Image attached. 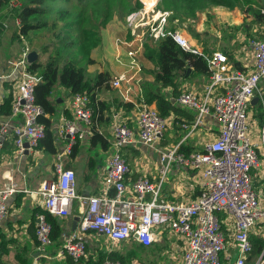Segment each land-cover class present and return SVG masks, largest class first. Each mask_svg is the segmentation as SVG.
I'll return each mask as SVG.
<instances>
[{
	"label": "built area",
	"instance_id": "obj_1",
	"mask_svg": "<svg viewBox=\"0 0 264 264\" xmlns=\"http://www.w3.org/2000/svg\"><path fill=\"white\" fill-rule=\"evenodd\" d=\"M158 3L159 0H144L140 9L125 17L131 37L121 41L126 48L124 55L117 56V61L123 70L110 84L128 100L129 88L122 92V86L142 70L140 55L147 38L156 40L170 36L183 50L200 55L208 70V82L202 96L184 89L176 97L180 107L193 111L189 124L182 126L194 129L205 115H210L219 125L217 136L202 149L189 153L180 151L178 144L160 146L168 118L161 116L153 104L146 103L139 95L140 99L134 103V126L119 118V110L112 113L113 152L103 177L102 190L79 196L75 172L67 166L66 160L76 140H81L87 130L90 134L92 107L86 93L69 94L71 116L63 117L55 132L56 143L62 142V147L54 153V175L42 180L38 189L42 211L36 213L34 234L39 254L29 264H40V254L52 243L51 225L46 214L68 216L75 199H80L83 206L77 221L81 233L94 231L115 242L134 239L148 247L156 240L157 231L162 229L183 239L181 264H247L246 257L252 250L250 233L264 224V197L252 180L253 170L261 166L259 151L264 152V119L256 138L248 122L252 98L257 96V101L264 103L259 88L264 79V31L261 37L249 38L253 63L250 70L244 71L234 67L225 52L218 49L205 51L184 32L171 28V11L157 8ZM19 5V0L8 1L10 10ZM261 12L264 14V9ZM14 23L17 28L20 26L19 17H14ZM30 50L28 42L24 41L20 56L13 62L21 69L17 88L12 93L10 112L12 116L21 117L12 126L15 152L19 155L24 152L25 142L28 150L32 149L45 134L44 124L39 121L42 109L33 99V88L40 75L27 69ZM130 71L133 74H129ZM80 122L86 130L79 127ZM10 127L8 120L0 122V148ZM133 142L157 151L156 180L139 175L130 185L125 183L130 168L120 151ZM173 164L200 173L199 192L189 203L171 201L162 194V183ZM18 190L16 184L0 187V219L6 213L8 196ZM85 253L86 242L76 232L66 237L59 250V254H67L74 260ZM262 259L264 247L254 264ZM100 264L122 263L105 259Z\"/></svg>",
	"mask_w": 264,
	"mask_h": 264
},
{
	"label": "crops",
	"instance_id": "obj_2",
	"mask_svg": "<svg viewBox=\"0 0 264 264\" xmlns=\"http://www.w3.org/2000/svg\"><path fill=\"white\" fill-rule=\"evenodd\" d=\"M241 1V6H236L234 8L240 9L246 13L247 17L245 18V25H247V23L251 22L254 17L252 11L260 9L261 12V9H264V0ZM246 7H248L249 10ZM6 11H8V3L6 7H0V20L5 24V29L0 35V101L7 94H12L17 88L21 69L13 65V62L18 59L22 45L24 41H27L25 36L15 37L13 35L15 23L6 16ZM123 21L125 22V18ZM124 24L126 28L125 30L130 31L126 26V22ZM263 28L264 22L263 24L253 22L251 28L247 31L249 34H247L244 29H241L243 31L242 33L231 38L229 37L230 42L220 46L228 49L232 59L229 58L227 54L226 55L234 67L236 66L233 62L237 61L241 68H236L244 71L251 69L253 52L248 40L256 35H262ZM177 29L184 32L197 46L203 48V46L200 45L201 43L199 44V40L193 37L186 28L177 27ZM146 43L140 55L142 73L139 79L124 83L122 86V92L126 88H129L127 94L129 99L126 100L121 96L120 90L112 87L110 84L111 78L123 70V66L117 61V56L121 53L124 54V51L122 52L116 45L114 61H116L117 64L110 65L106 68L110 75L108 81L109 84H107V86L103 85L95 88L96 99L110 103L118 98L135 103L144 87L157 90L163 93L166 97L173 98L174 102H176L175 100L179 92L184 89H191L200 96L205 93L206 83L208 82V73L195 72L189 66L184 75L177 76V94L175 98L172 95V89L157 86L153 82L151 74V71L155 68L151 66L152 64L150 65L149 57L151 56L152 51L149 50ZM123 47L126 48L125 46ZM35 51L38 53L39 59L43 60L39 51ZM101 71L102 70L97 67H87V77L94 80L98 72ZM5 81L10 82L9 86H4ZM263 84L264 79L259 84L260 91H262L264 97ZM52 96L57 100L56 111L52 116L53 131L55 133L58 125L61 123V119L63 117H68L65 115L64 111L67 110L71 115L69 102L70 95L62 86L56 85L53 88ZM114 110H119V118L121 120L125 121L130 126L135 125L134 106L129 110H124L122 108H116L113 103H111L110 108L104 113L105 120L98 123L99 131L106 136L110 143H112V113ZM185 113H187V115L179 116L180 121L177 122L178 125L181 124L182 126L183 123L189 124L191 121L193 111L191 109L185 110ZM20 118L21 117L17 115H0V122L8 120L11 124L0 148V187L16 184L19 188L18 191L8 196L6 200V213L0 219V248H6V250L2 251L0 254L1 264H20V261L18 260L19 258H17L18 255L26 256V264H29L31 259L39 254L36 249V239L34 234L36 213L42 209L41 196L38 189L42 180L54 175V153L50 154L35 147L29 149L27 154L23 152L19 155L15 152L12 126L18 123ZM256 119H264V103L260 101L250 103L248 108L249 128L254 138L258 136L257 130L262 124L260 122L256 127H253L251 120L256 123ZM80 126L82 129L86 130L81 122L79 123V127ZM184 129L176 140L171 144L167 143L166 146L183 143L188 146L189 151L200 150L217 136L219 125L210 115H205L202 122L197 127L194 129L186 127ZM87 132H85L83 138L79 142L76 155L73 157L69 156L66 160L67 166L72 168L75 172V186L76 192L79 196L98 193L102 190L103 177L109 157L113 152L112 144L107 149H103L97 144H91V135ZM160 146L164 145L160 144ZM60 147H62V142L58 141L57 150ZM120 153L128 162L130 168L129 173L125 177V183L127 185H130L139 175H146L153 181L156 180L158 153L155 149L142 143L133 142L123 146ZM259 157L261 159V166L259 169L253 170L252 180L255 188L260 191L261 196L264 197V152L262 150L259 151ZM200 179L199 172H194L186 167L173 164L169 169L166 179L162 183V194L165 199L189 203L194 200L199 192ZM82 208L81 200L75 199L68 216H54L60 223L61 235L58 240L52 241L45 253L40 254V264H96L95 262L97 261L99 253L118 251L114 248V245L117 243L129 244L128 249H142L134 239L115 242L94 231H85L83 233L78 231L77 221L79 220ZM259 228L260 227L254 228L252 232L257 234ZM73 232H76L86 242V253L77 260H74L67 254H59V250L63 245L64 240ZM259 235L263 236L264 233L261 231L259 232ZM184 247L185 244L182 238L171 235L167 230L159 229L157 231L156 240L150 245V247L144 250H146L149 255H152L153 259L163 255H166V257L169 258L171 257V254L180 252L177 259L178 264H181ZM256 261L257 260H255V262ZM259 263L264 264V259L260 260L257 264ZM130 264L141 263L131 261Z\"/></svg>",
	"mask_w": 264,
	"mask_h": 264
},
{
	"label": "trees",
	"instance_id": "obj_3",
	"mask_svg": "<svg viewBox=\"0 0 264 264\" xmlns=\"http://www.w3.org/2000/svg\"><path fill=\"white\" fill-rule=\"evenodd\" d=\"M9 0H0V7H6ZM90 0H20V5L6 11V16L14 23V17H19L20 26L15 30L13 35L19 37V34L25 36L31 50H37L39 53H48L49 55L40 60L39 57L31 62L27 69L32 73L40 75V80L34 85L33 99L34 102L40 106L42 113L39 115V121L44 124L45 134L44 137L38 141L35 148L45 151L47 153H55L57 150V143L55 133L53 131L52 116L56 111L57 100L53 98L52 91L54 86L60 85L68 91V94L86 93L89 96V104L92 107L93 123L90 129L91 144H97L103 149H107L111 143L98 129V123L105 120V111L110 108V104L116 108L129 110L134 106L133 102L124 101L122 99H114L108 103L95 97V88L99 86H107L110 79L108 72H98L94 80L87 77V68L81 63V56L83 52H78L76 45L83 44L84 34L87 27L81 30H76L71 26H78L80 21L79 13H72L71 7H76L83 10L87 2ZM60 6H55V3ZM160 8L168 9L171 11L169 17V26L171 28L184 27L188 32L197 40L201 33L197 31L192 23L193 18L196 17L199 11L206 10L210 6H225L227 8H234L241 6V0H159ZM142 6L140 0H135L130 6V11L137 10ZM248 10L249 8L246 7ZM246 9V10H247ZM253 19L251 22L244 23L242 29L247 31L251 28L252 23L264 22L263 13L260 9L252 11ZM71 17L70 19H68ZM187 23V25L184 24ZM70 26V27H68ZM80 27V26H79ZM97 26L91 32V38L95 37L99 30ZM74 28V29H73ZM5 26L3 21L0 20V35L3 33ZM264 31V28H263ZM263 34V33H262ZM262 35H256L258 38ZM56 40L52 45L48 39ZM88 38L87 40H89ZM155 48L152 51L150 59H153L155 68L151 71L153 82L161 88L172 89V95L175 98L177 94V76L184 75L187 67H191L195 72L208 73L204 59L196 54L183 50L178 44L171 39L170 36H165L153 40ZM84 46V45H83ZM229 58L232 59L230 52L226 47H221ZM84 49V47H83ZM205 51H210L213 48L204 46ZM79 55V56H78ZM236 67H239L237 61L233 62ZM10 82L5 81L4 86H9ZM141 97L146 103L153 104L159 114L163 117H171L174 124L179 122V116H185L187 113L175 103L171 102V98L166 97L163 93L153 90L149 87L142 88ZM140 97H138V100ZM12 94L9 93L4 96L0 101V115L6 116L11 112ZM65 115L70 117L67 110L64 111ZM261 116V114H260ZM162 140V139H161ZM80 140L77 139L76 143L72 145L70 157H73L78 152ZM180 151L189 153L188 146L180 143L178 146ZM42 211V210H40ZM47 220L50 222L51 240H58L61 235V228L59 221L51 214H46ZM250 240L252 242V250L246 257V262H254L260 255L264 247V236L251 232ZM142 249L148 247L138 244ZM6 248H0V254ZM20 264H26V256L18 255ZM21 258V259H20ZM117 260L123 263V256L120 251H111L108 253L101 252L98 255L96 264H100L103 260Z\"/></svg>",
	"mask_w": 264,
	"mask_h": 264
},
{
	"label": "rangeland",
	"instance_id": "obj_4",
	"mask_svg": "<svg viewBox=\"0 0 264 264\" xmlns=\"http://www.w3.org/2000/svg\"><path fill=\"white\" fill-rule=\"evenodd\" d=\"M133 1L135 0H90L86 1V7L83 8V10H79L76 7H71L73 14L79 13L81 21L78 26L76 25L71 27H74L76 30H81L85 26L87 27V30H85L84 34L85 38L83 44L76 45L77 51L79 53L83 52V50L85 51L83 56H81V63L84 64L86 68L97 67L102 70V73H105L107 72V67L117 64V62L114 61L115 45L125 53V48L123 47L124 45L121 43V41H128L131 37V33L130 31L125 30V22L123 19L130 12L137 11L141 8L140 7L137 10L130 11V6L132 5ZM140 1L142 2L143 6L145 4H143L144 0ZM55 6L59 7L60 5L56 2ZM160 7L161 6L158 3L157 8ZM246 17V13L237 8L230 9L219 5L210 6L206 10L199 11L197 13L196 17L193 18L194 22L192 25L197 31L201 33V35L198 37L199 44L201 43V46L222 50L220 46L225 43H229V37L231 38L237 36L243 32L241 29L242 25L246 22ZM70 18L71 17L68 19ZM97 23V30H99V33H97L95 37L91 38V32L97 26ZM184 24L187 25L186 22H184ZM88 38L90 39L87 40ZM148 39L149 38H147L146 45L149 50L153 51L155 48V43L154 41ZM48 41L51 45L53 43H57L55 42L56 40H53L52 38H49ZM48 55L49 54L47 52L41 53L42 59H45ZM121 55L124 54L121 53ZM150 65L155 67L153 59H150ZM141 73L142 72L140 71L134 74L131 81L139 79ZM129 74H133V72L130 71ZM262 87L264 88V84ZM174 103L176 106L180 107L178 103ZM180 108L184 111L190 110L189 108L183 106ZM260 122L262 123L263 120L256 119V123L251 120L253 127H256L258 123L260 124ZM184 128L185 127L181 126V124H174L171 120V117L168 118L167 127L160 144L164 146H166L167 143L171 144L177 139ZM260 229L262 232L264 231V224L261 225ZM128 246L129 244L127 243H117L114 245V248L120 251L123 256V263L117 259L122 264H130L131 261H135L136 263L140 262L141 264H178L177 258L180 252L171 254V257L169 258H167L166 255H163L153 259V256L149 255L146 250L140 248L128 249ZM254 262L250 264H254Z\"/></svg>",
	"mask_w": 264,
	"mask_h": 264
},
{
	"label": "water",
	"instance_id": "obj_5",
	"mask_svg": "<svg viewBox=\"0 0 264 264\" xmlns=\"http://www.w3.org/2000/svg\"><path fill=\"white\" fill-rule=\"evenodd\" d=\"M37 58H38V53L35 50H30L28 52V54H27V60H28L29 63L33 62ZM257 100H258V97L255 96V97L252 98L251 103H255V102H257ZM171 102L174 103V99L173 98H171ZM23 146L25 148L24 149V153L27 154L28 153V144L25 142Z\"/></svg>",
	"mask_w": 264,
	"mask_h": 264
}]
</instances>
